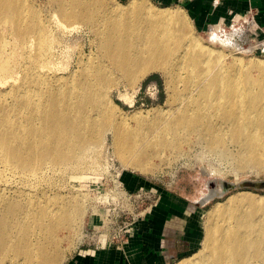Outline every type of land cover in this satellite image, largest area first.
<instances>
[{
	"label": "bare ground",
	"instance_id": "1",
	"mask_svg": "<svg viewBox=\"0 0 264 264\" xmlns=\"http://www.w3.org/2000/svg\"><path fill=\"white\" fill-rule=\"evenodd\" d=\"M54 1V17L66 30L88 28L98 52L90 51L86 65L80 51L66 74L58 63L65 45L52 23L27 0H0V264L62 262L56 233L71 226L73 213L82 222L84 204L48 192L43 175L63 165L91 166L90 150L108 133L123 163L143 173L158 169L169 149L198 141L214 151L233 145L237 170H264V57H229L184 33V11L147 0ZM20 47L27 49L22 65ZM155 70L169 76V92L174 80L182 83L163 114L137 112L133 123L127 114L109 116L104 100L120 108L111 96L115 76L139 81ZM232 206L226 224L211 223ZM209 217L201 249L176 264H264V194L240 189L215 203Z\"/></svg>",
	"mask_w": 264,
	"mask_h": 264
},
{
	"label": "rangeland",
	"instance_id": "2",
	"mask_svg": "<svg viewBox=\"0 0 264 264\" xmlns=\"http://www.w3.org/2000/svg\"><path fill=\"white\" fill-rule=\"evenodd\" d=\"M27 1L26 7L29 9V5L34 7L45 21L52 23L55 29L54 32L65 45L63 46L64 56L58 63L62 64L61 67L66 74L76 66L80 51H84L85 54L84 64L91 63L87 55L90 51L97 53L98 48L92 45L91 41L95 36L88 28H83L84 31L79 29L81 30L79 32L78 27H71L70 30H66L63 23L58 20L59 18L56 19L58 16L54 15L58 10V4L54 0ZM113 1L107 0L108 3ZM119 1L126 3L128 0ZM147 1L149 4L160 7H171L174 10L184 11L183 13L188 18V25L183 29L184 33L194 32L208 45L222 49L229 57L237 53L244 56L246 62L251 57H264L262 53L251 51L248 32L249 21L243 22L244 25L241 29L237 24L236 29L238 30H234V13L232 11L229 17H225V19L219 18L206 23L197 16L194 0ZM219 5L220 2L217 3V6ZM246 16H248V13L244 14V17ZM72 26H75V24ZM94 42L98 43L97 38L94 39ZM92 46L93 48H91ZM26 51L27 49L20 47L19 61L21 65L25 61L24 54ZM252 73L255 75L257 71H252ZM115 81L118 82V86L112 90L111 96L120 108L115 109L107 100H104L103 106L109 116L113 118L115 116H123L124 118L128 116V121L130 120L132 123L134 118L131 116L137 112L140 117H144L152 115L155 109L160 108V113L163 114L164 108L169 104L168 102H174L177 99L175 93L182 87L180 81L174 80L172 82L174 91L169 92L167 88L169 76L160 70L151 71L139 81H130L126 77H121V75L115 76ZM161 114L157 117H161ZM96 136L95 141H97ZM113 143V135L108 133L106 140L101 143L102 145L100 144V146L90 150L87 162L92 164L91 166L78 169L63 165L61 168H57L59 169L57 171L48 169L43 175L42 187L48 192H58L71 198L76 197L81 199L84 204L82 222L76 218L77 213H73L71 226L59 229L56 233L61 248H64L60 264H69L75 258L81 260L94 256L95 252L86 254L82 251L100 250L102 244H98L101 243L98 242V238H101L103 243L105 239H108V241L113 239L112 229L115 228L113 222L117 219L118 214L124 213L122 209L127 207L130 210L125 215L128 218L124 216L125 220L132 222L133 215L139 213L138 219L133 225L128 226V228L133 229L128 241L125 244H117L115 241H111L110 244L108 243L103 247L124 250L126 244L134 235L135 224L150 215L153 208L161 203L166 192L176 195L185 204L198 206L199 212L195 216L198 245L194 251L186 256L188 257L201 249L205 227L210 220L209 211L215 203L225 202L229 195L240 191V189L264 194V190L261 189L239 187V182L264 180V170L261 172L251 168L237 170L234 166L236 149L233 145L230 147L224 144L228 147L220 146L219 150L215 149L214 151L207 145L206 141H198L177 149H169L167 152L169 155L161 158L160 168L158 167L153 172L143 173L132 166H126L118 157ZM227 144L229 143L227 142ZM226 151L230 155L224 154ZM158 159L154 158L155 162H159ZM76 175L78 177H75ZM226 185L230 187L226 195L214 196L209 201L203 202L212 192H219ZM124 189L132 192L139 190L141 192L142 196L138 198V210L134 211L133 209V198L125 197L121 193ZM152 192H154L155 197L150 199L148 194H152ZM151 203L154 205L149 208ZM233 208L234 206L225 208L222 214L213 220L211 219V223L213 221L218 226L226 224L228 214L232 212L229 209ZM132 211L133 213H131ZM180 260L173 261L170 264H176Z\"/></svg>",
	"mask_w": 264,
	"mask_h": 264
},
{
	"label": "crops",
	"instance_id": "3",
	"mask_svg": "<svg viewBox=\"0 0 264 264\" xmlns=\"http://www.w3.org/2000/svg\"><path fill=\"white\" fill-rule=\"evenodd\" d=\"M194 2L197 16L206 23L219 18L225 19L231 11L238 15L237 18L251 11L257 21L264 24V0ZM198 212V206L185 204L176 195L166 192L150 215L135 224L134 235L124 250L107 247L96 251H82L86 254L95 252V255L81 260L75 258L69 264H170L180 260L198 245L195 222Z\"/></svg>",
	"mask_w": 264,
	"mask_h": 264
},
{
	"label": "built area",
	"instance_id": "4",
	"mask_svg": "<svg viewBox=\"0 0 264 264\" xmlns=\"http://www.w3.org/2000/svg\"><path fill=\"white\" fill-rule=\"evenodd\" d=\"M247 13H248V16L244 17V15H242L240 18H237L238 15H234V30L238 26H239V29H241L242 26L244 25L243 22L249 21L248 24H250V27L248 29V32H249V44H250L249 46L251 48V51L253 53L264 54V24L257 22L253 12L249 11ZM237 24L238 26L236 27ZM237 30L238 29H236L235 31ZM121 193L125 197L129 196L130 198H133V209L134 211L138 210V207H139L138 198L142 196L141 192L139 190L132 192L130 190L127 191V189L126 190L124 189ZM148 196L150 199H152V197H155L154 192H152V194H148ZM153 205L154 204L151 203L149 205V208L152 207ZM129 210H130L129 208L124 207L122 209L124 213H121L120 215L118 214L117 219L113 222L115 224V228L112 229L114 233L113 239H111L110 241H108V239H105V242L103 243L101 238H98V242H101L98 244H102L101 245L102 248L105 247L106 244L108 243L110 244L111 241L112 242L115 241L117 244H125L128 241L129 239L128 237L133 231V229L128 228V226L133 225V223L138 219V215H139V213L134 214L132 218L133 221L129 222L128 220L124 219V216L129 213ZM131 213H133V211Z\"/></svg>",
	"mask_w": 264,
	"mask_h": 264
},
{
	"label": "water",
	"instance_id": "5",
	"mask_svg": "<svg viewBox=\"0 0 264 264\" xmlns=\"http://www.w3.org/2000/svg\"><path fill=\"white\" fill-rule=\"evenodd\" d=\"M227 186V185H226ZM225 186V187H226ZM228 187V186H227ZM239 187L243 188H250L253 187L255 189H261L264 190V180L257 181V180H248L243 182ZM230 188V187H229Z\"/></svg>",
	"mask_w": 264,
	"mask_h": 264
}]
</instances>
